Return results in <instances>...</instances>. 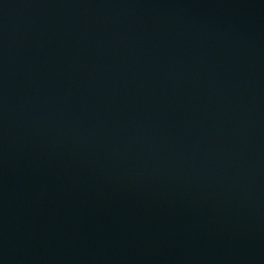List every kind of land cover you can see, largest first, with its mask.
<instances>
[{"label":"water","instance_id":"obj_1","mask_svg":"<svg viewBox=\"0 0 264 264\" xmlns=\"http://www.w3.org/2000/svg\"><path fill=\"white\" fill-rule=\"evenodd\" d=\"M0 264H264V0H0Z\"/></svg>","mask_w":264,"mask_h":264}]
</instances>
